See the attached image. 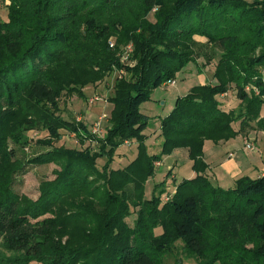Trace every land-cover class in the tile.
<instances>
[{"label":"trees","instance_id":"1","mask_svg":"<svg viewBox=\"0 0 264 264\" xmlns=\"http://www.w3.org/2000/svg\"><path fill=\"white\" fill-rule=\"evenodd\" d=\"M7 1V21L0 19V96L7 105L0 108V132L28 103L34 116L45 113L42 127L51 139L64 131L77 143L29 158L31 165L62 161L38 202L11 189L12 174L24 162L13 148L14 168L0 164V246L13 252L16 264H163L178 242L198 264H264V172L239 177L224 190L205 174L203 160L208 140L244 137L254 120L264 132V0ZM152 11L155 22L146 16ZM243 31L247 38L238 42ZM196 36L220 48L215 82L176 99L159 119L161 154L150 155L145 131L151 117L140 107L193 63ZM128 46L132 51L124 59ZM230 57L239 60L227 62ZM112 73L121 74L107 100L112 110L104 136L61 115L63 95L82 97L86 85L101 84ZM256 77L259 93L253 94L245 84ZM228 84L244 107L238 117L219 100ZM21 123L25 132L33 128L29 119ZM24 133L13 140L20 151L29 146ZM130 143L136 158L113 169L119 148ZM176 150L187 153L195 176L182 179L166 202L158 189L145 199L156 163ZM48 213L54 217L38 220ZM134 214L131 222L123 220ZM77 227L80 245L67 246L56 236Z\"/></svg>","mask_w":264,"mask_h":264},{"label":"rangeland","instance_id":"2","mask_svg":"<svg viewBox=\"0 0 264 264\" xmlns=\"http://www.w3.org/2000/svg\"><path fill=\"white\" fill-rule=\"evenodd\" d=\"M10 5L9 1L0 0L1 21H7V11ZM155 11L146 15L148 16L147 18L149 21L155 22ZM86 18H88V15H85L83 18H78V24L84 23ZM232 25L233 24L231 23V26ZM245 38L247 37L243 31L237 40L238 42H241L244 41ZM194 39L199 45L197 44V46H194L193 48L194 55L192 57L193 61H191L193 63L188 64L184 70L175 73L174 81L176 84L174 86L163 85L152 91L150 94V100L140 107L141 112L151 117L150 125L145 131L147 136L145 144L149 149L150 155L154 156L161 154L163 136L160 130L159 119L166 116L173 109L176 99L186 95L197 85L215 82L213 74L216 67L215 60L217 59L216 57H218L216 53L220 51V48L214 42H207L204 37L196 36ZM80 57H85V54L80 55ZM226 60H228L227 62H232V60L233 62H238L239 57H230ZM229 65L232 66L231 64ZM120 74L121 73H112L108 75L101 84L86 85L83 88L82 97L77 95H73L71 97L63 95L60 100L61 115L69 120H74L76 118L77 121H83L88 124L91 129L94 123L102 117V133L97 136H104L105 129L108 126V116L112 108L111 103L107 100L109 96L114 94L113 86L116 78ZM125 75L126 73H124V76ZM260 76H263L264 78V72L263 75L261 74ZM256 80L257 77L251 82H247V84H245L246 90L252 92L253 94L259 93V90L253 83L256 82ZM96 97L99 98V100L91 102V100ZM219 100L222 104H224V110L230 111L234 108L235 114H233L232 117L240 116V112L244 107L238 106L235 85L228 84L227 93L220 96ZM6 106L4 98L0 96V108H4ZM103 107L104 110L102 111ZM262 112L264 114V106ZM18 114L19 118L10 120L6 124L7 127L2 128L3 132H0L1 134H4L3 136H5L2 140L4 142V151L2 155L0 154V164H4L2 168L10 167L13 169L14 167H11V162L17 160L12 159L15 155H17L21 161H24L22 167L16 169V171L12 174L11 189L13 192L18 194V196L27 199L29 202H38L42 196L41 189L43 186L53 182L57 174L62 170V161H51L49 163H36L35 165H31V163H28L29 158L44 155L47 152L55 150L62 152L64 150L63 147L70 148L77 143L74 136L69 135L64 131H62L63 136L61 139H51L47 130L42 127L43 124L41 121L45 120V113H38L37 116H34L32 108L28 103H23L19 106ZM25 119L30 120V125L33 123V128L26 132L23 131L25 127L22 126L21 123ZM251 123L252 127L250 125V127L245 130L244 137L240 135L230 139L229 141H221L218 143L208 140L204 145L203 157H205V160L212 165L215 173V180L213 183L224 190H230L235 186V181L229 175H226L219 167V163L225 161L230 153L234 154V158L232 160L238 161L242 166V169L244 170L243 175L255 177L257 170L254 167L258 166L260 168V154L258 149L261 151V154L264 153V132L256 127L257 123L255 120ZM1 125L0 120V127ZM238 127V124H236L235 128L238 129ZM23 133L29 139V146L23 148V151H20L19 147L14 145V141L16 136ZM252 139H255L254 145L256 150L251 152L246 151L244 148V142L247 141L248 143H253ZM47 142H49L48 145H46ZM40 144H44L45 146L43 145L42 147ZM12 148L15 150V155L10 154ZM118 152L119 155H117L115 160L112 162L113 169H120L128 166L133 159L136 158L137 148L135 144L130 143L129 145L121 146ZM208 172V168L206 167L205 174L210 176ZM193 173V164L187 155H185L183 150H176L170 154L164 155L161 161L156 163L154 176L144 185L145 199L152 198L156 193V189H158L157 194L159 191L162 192V198H164L165 202L168 201L171 197L170 193L176 190L178 183L182 179L192 178ZM48 217H54V214L48 213L39 217L38 220ZM133 218H135V214L129 217L126 216L123 220L131 222ZM81 233V230L77 227L66 232L58 231L56 236L67 246H71L75 243L80 245L79 242H82L80 241ZM181 244L182 242H178V248L174 254H169L163 258V264H198L195 258L191 257L185 252V250H183ZM245 247L248 249L252 248L251 245H246ZM16 263H18V259L14 256L13 252L6 251L0 246V264Z\"/></svg>","mask_w":264,"mask_h":264},{"label":"crops","instance_id":"3","mask_svg":"<svg viewBox=\"0 0 264 264\" xmlns=\"http://www.w3.org/2000/svg\"><path fill=\"white\" fill-rule=\"evenodd\" d=\"M103 110H104V107L102 108V111ZM111 110H112V108H111ZM98 111H100V110H98ZM253 141H255V139H253ZM256 144H257V139H256ZM258 152L260 154V156H259V158H260V164H259L260 168L258 166L254 167L257 170L255 177L259 176L260 174H263V172H264V153L261 154V151L259 149H258ZM184 153H185V155H187L186 152H184ZM233 158H234V154L230 153L228 158L225 161H222L221 163H219L220 164L219 165L220 169L222 171H224L226 175H229L234 181H236V179H238L239 177L249 176V175H243L244 174V170L242 169V166L240 165V163L238 161L232 160ZM203 160L208 165V171H209L208 173H209L210 178H211V180L213 182L215 180V173H214V170L212 168V165L205 160V157H203ZM194 176H195V173H193V177ZM250 177H252V176H250Z\"/></svg>","mask_w":264,"mask_h":264},{"label":"built area","instance_id":"4","mask_svg":"<svg viewBox=\"0 0 264 264\" xmlns=\"http://www.w3.org/2000/svg\"><path fill=\"white\" fill-rule=\"evenodd\" d=\"M132 51V47L131 46H128L127 48V51H125V55H124V59H127L128 57V54L131 53ZM170 85L174 86L175 85V82H171ZM95 100H99V98H94L91 100V102H94ZM102 117H100L93 125L91 131L93 134L95 135H100L102 133V128H101V125H102ZM244 148L246 151H255L256 148H255V145H254V141L253 143H248L247 141H245L244 143Z\"/></svg>","mask_w":264,"mask_h":264}]
</instances>
